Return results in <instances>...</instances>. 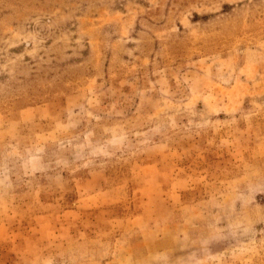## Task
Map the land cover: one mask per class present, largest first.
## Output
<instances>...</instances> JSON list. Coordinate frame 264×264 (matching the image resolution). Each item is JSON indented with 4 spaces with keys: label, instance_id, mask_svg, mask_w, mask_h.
<instances>
[{
    "label": "rangeland",
    "instance_id": "obj_1",
    "mask_svg": "<svg viewBox=\"0 0 264 264\" xmlns=\"http://www.w3.org/2000/svg\"><path fill=\"white\" fill-rule=\"evenodd\" d=\"M0 264H264V0H0Z\"/></svg>",
    "mask_w": 264,
    "mask_h": 264
}]
</instances>
